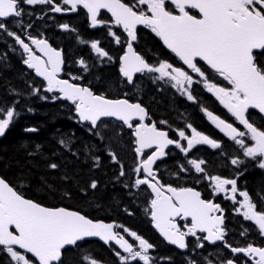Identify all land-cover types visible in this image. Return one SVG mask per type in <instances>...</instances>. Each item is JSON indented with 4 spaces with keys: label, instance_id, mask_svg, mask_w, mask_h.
I'll list each match as a JSON object with an SVG mask.
<instances>
[{
    "label": "snow or ice",
    "instance_id": "obj_1",
    "mask_svg": "<svg viewBox=\"0 0 264 264\" xmlns=\"http://www.w3.org/2000/svg\"><path fill=\"white\" fill-rule=\"evenodd\" d=\"M23 5H51V10L56 13L75 12L83 8L90 17L92 28L108 26L107 21L98 19L101 10H107L114 26L122 28L127 34L126 51L119 57V72L126 81L133 83L137 73H158V79L173 82L172 86L182 90V94L186 93L190 101L195 100L190 91L192 85L202 82L244 130L204 109L208 119L243 149L245 157L256 161L257 166L264 169V130L250 122L252 114L249 112L252 109L264 114V0H134L131 4L124 0H62V5L68 8L56 4L55 0H0V31L13 37L23 49L26 54L23 63L46 81L45 92L62 94L54 98L75 105L79 120L90 124L92 129H97L103 118H114L132 130L135 152L142 158L134 168L137 176L142 175V178L135 179L134 186H147L154 194L149 214L163 238L180 249H186V237L200 240L197 233H206L204 240L212 244L223 242L233 254L243 253L253 264H264V247L251 244L232 247L227 244L224 217L217 214L223 211L219 204L202 199L201 193L193 188L165 186L154 171L153 165L166 155L165 149L170 145L187 155L196 145H210L218 149L221 144L189 124L190 136L185 131L178 133L179 138L187 142L185 147L178 140L169 138L166 131L158 129L155 122L145 123L149 118L148 112L140 103L109 99L94 93L89 87L60 78L64 65L61 51L45 39L28 37L31 45L35 46L34 50L20 35L9 30V18L16 20L22 17L25 13ZM139 25L151 29L183 65L200 79H194L189 71L167 61L159 62L158 65L148 63L136 52L132 43L137 40ZM62 27L69 29L67 24ZM109 33L116 44H121L120 36L112 32L111 28ZM80 42L88 43L84 40ZM91 48L99 57H107L109 61L113 59L99 46L98 41L92 42ZM200 62L206 68H202ZM79 63L87 68L83 60ZM209 71L226 81L230 87L211 82ZM78 79L82 77H72V80ZM34 91L39 94L40 89ZM16 115L14 107L0 106V137L5 136ZM261 118L264 119V116ZM133 121L138 123L134 124ZM28 131L35 132L36 129ZM152 148L155 151L145 157V149ZM110 155L113 162L119 164L115 153ZM188 162L197 173L205 172L202 167L205 161L191 159ZM231 163L237 165L241 161L233 159ZM50 167L55 169L58 166L53 163ZM120 169V175H125L122 164ZM181 170L187 171L184 168ZM205 178L210 181L213 193L222 194L225 199L238 204L239 209H243V218L254 222L258 232L264 235V210H258L247 191L238 189L236 179L219 175ZM90 188L96 189L97 183L93 181ZM237 196L242 197V200H238ZM177 218L190 221V226L188 223L183 225L187 231L182 230ZM117 227L138 241L139 250L115 230ZM92 237L99 238L105 244L114 243L123 253H127H114L122 264H136L138 261L150 264L148 253L154 246L137 233L123 225L94 221L64 207L42 206L25 198L0 177V253L10 258L9 264H66L67 251L70 248H82V242ZM198 247L203 248L204 244L200 243ZM81 262L105 264L90 255L81 257ZM226 264H233V261L229 259Z\"/></svg>",
    "mask_w": 264,
    "mask_h": 264
},
{
    "label": "flooded vegetation",
    "instance_id": "obj_2",
    "mask_svg": "<svg viewBox=\"0 0 264 264\" xmlns=\"http://www.w3.org/2000/svg\"><path fill=\"white\" fill-rule=\"evenodd\" d=\"M124 2L131 4L134 2V0H124ZM55 3L61 5L64 8L69 7L67 5H62V0H55ZM23 7L25 8V13L22 15V17L16 18V20L9 18L11 20V22L8 24L9 30L15 32L17 35H20L21 38L24 39L26 43H29L34 50L35 46L31 45V41L28 39V37L45 39L47 41L53 37L52 42L55 46L61 44L64 48V51H62L64 65L60 74V78L68 79L70 82L79 84L80 86L89 87L94 93L98 95H104L109 99L127 98L133 103L138 102L147 110L148 114L152 113L155 115V120H157L156 117H159L161 120L168 121H181L191 118L200 119L201 121L205 122L201 115H203L205 112L204 109L208 110L212 107V105L210 103L209 96L201 92V89L205 88L202 82L193 84L190 89L193 96L195 97L194 101L187 99L185 101V105H181L180 103L176 102L177 109L175 111L176 113H179V116L175 117L169 116L171 114L168 113H158L153 107V101L151 100V97L157 96V99L160 100H164L162 97H166L159 93L157 89H153L151 87L153 80L157 81L159 87L162 85L163 80L157 78L159 75L158 73H138L134 76L133 83L129 84L119 72L120 80L127 85L125 89L118 88L119 77L118 82L117 84L115 83V85H108L106 82L103 83L105 77L102 75L112 71L114 67H118L119 69V57L122 56L126 48V33H124L120 27L114 26L111 19H108L103 16V14H101L100 19L107 21L108 26H98L96 28H92L90 26V17L87 14V11L83 8H79L75 12L62 11L61 13H56L51 10V5H23ZM65 24L69 26L68 30H65L62 27V25ZM103 27L106 29L111 28L112 32H115L120 36L121 44H119V46H117V44L114 42L113 36H110V40H107L101 36L99 29ZM151 38H154L159 46H152L153 44L151 42ZM81 40L87 41L88 43H81ZM97 41L99 42V46L113 57L111 61H109L107 57H99L91 48V43ZM68 44H75L77 50L71 51V47H66ZM134 46L136 52L141 55L148 63L152 65H158L159 62L167 61L172 63L175 67H181L184 70L189 71V73L193 75L194 79H200L196 76V74L191 73L190 70L187 69V66L183 65L182 61L177 59L175 56H171V54H169L163 48L159 37H157L155 33L151 31V29H144L141 32H137V40ZM37 55H40V53L37 52ZM24 59H26V54L23 52V49L15 41V39L8 36L5 32L0 31V86L5 85L6 78L14 70H16L17 65H19L21 68V73L24 77H19L17 84L22 82L25 85L23 89L29 90V94H25L23 93L22 88V93H19L18 89H16L17 91L12 89L8 94H3L2 97H8L7 99L9 100L20 101L25 104L28 103L29 100L33 99V96L39 102H57L60 104L59 109L66 116H68V122L76 126L80 136L81 134H85V129L91 130L90 124L81 122L73 106L68 105L70 101L63 99L57 100L54 98L56 96H61L62 94L47 93L44 91V88L46 87V81L36 76L35 71L33 69H29L26 64L23 63ZM81 60L87 64L86 69L79 63ZM200 64L202 68H206V65H203L202 62H200ZM73 76L82 77V79L72 80ZM209 76L211 82L217 83L220 86L230 87L226 81H223L222 78L216 76V74L211 73L210 71ZM35 89H40L39 94L35 93ZM172 99L176 101L174 98ZM250 122H253L254 126L258 127L259 129L264 130V119H262L258 114H252ZM191 123L196 126V129L200 132L206 135L210 133L208 129L199 128L192 121ZM229 123H233L234 126H237L240 128V130H244L234 118ZM70 130L72 129L70 128ZM6 139L7 133L5 134L3 141ZM246 142L249 144L251 143L250 141ZM230 179L237 180L238 189L246 188L250 194V197L253 199V202L257 204L258 210H263L262 205L264 202L259 191L252 188L250 185L253 180L250 177L249 171H246L243 168L239 176H233L230 177ZM237 199L242 200V197H237ZM211 201L213 203L219 204L221 209H223L222 213L217 214L223 215L224 217V229L226 233L225 241L227 243H233L229 238V232L233 226L232 209H235V206L232 208V206L229 204V199H225L222 194H215V199ZM236 205L238 206L239 214L242 216L241 213L243 209H239V205ZM244 222L247 226L254 225V222L252 221H247L244 219ZM185 223H188L190 226V221L179 222L183 230H186V228L183 227ZM199 236L202 237L201 234H199ZM242 242L244 245L251 244L253 246H257L259 239L256 241L244 238Z\"/></svg>",
    "mask_w": 264,
    "mask_h": 264
},
{
    "label": "trees",
    "instance_id": "obj_3",
    "mask_svg": "<svg viewBox=\"0 0 264 264\" xmlns=\"http://www.w3.org/2000/svg\"><path fill=\"white\" fill-rule=\"evenodd\" d=\"M151 42L152 46H159L154 38H151ZM20 69L17 65V69L6 78L5 85L0 86V106L8 107L11 104L9 100L6 101L8 97H2L3 94H8L12 89H18V92L22 93L21 88L23 89L25 85L22 82L17 84L19 77H24ZM102 76L105 77L103 83L106 82L108 85H115L118 82L115 68ZM162 98L164 100L157 99V96L151 97L155 111L168 113L173 117L179 116L175 111L176 102L170 97ZM5 101L6 103H2ZM57 104H39L33 107V102L29 103L30 110L23 112L27 116L22 119L21 125L10 127L14 131H9L7 139L0 141V175L14 187L23 188V195L26 198L45 207L56 208L67 205L79 208V211L87 215L94 212L100 216L115 217L119 220L121 216L128 221L132 220L127 216V211L134 215L132 205L127 202L123 190L115 187L114 180L119 171L118 167L110 164V159L104 155L103 150L106 145L97 146L95 133L87 135V138L80 136L76 126L68 122V116ZM30 127L35 128L36 131L23 135L25 128ZM73 134L78 138L79 147L75 151H69L70 158L63 162L62 157L66 153L62 147L64 142L61 143L56 138H64L68 141L72 139ZM108 145L117 147L120 157L129 156L124 140L116 131L109 135ZM96 154L102 157L101 168L92 163V157ZM53 163L58 167L51 168L50 165ZM225 164L227 161L220 160L214 168L218 169ZM251 178L253 179L250 183L251 187L264 194V177L256 171L251 173ZM93 181L97 183L96 189L90 188ZM127 207L128 210H124ZM139 225L134 227L135 232L139 234H143L142 229L146 234L152 231V227L146 225L144 221H140ZM145 237L149 243L155 244L152 235ZM95 248L96 251H107L102 245ZM154 249L157 250L156 253L152 252ZM153 250L150 253V264H180L179 260L186 257L176 256L171 248L161 243L153 247ZM71 262L76 263V260L71 259ZM0 264H2L1 260ZM5 264H9V260ZM138 264L143 262L138 261Z\"/></svg>",
    "mask_w": 264,
    "mask_h": 264
},
{
    "label": "rangeland",
    "instance_id": "obj_4",
    "mask_svg": "<svg viewBox=\"0 0 264 264\" xmlns=\"http://www.w3.org/2000/svg\"><path fill=\"white\" fill-rule=\"evenodd\" d=\"M176 102V101H175ZM2 106H4V105H2ZM6 107V106H5ZM32 116H33V114H32ZM62 130H63V128H62ZM11 131H14V130H12V129H10V132ZM61 133H63V132H61ZM57 140H59V142H64V144L66 145V147L64 148L65 149V151H66V153L63 155V157H62V161L63 162H66L67 160H68V157H69V155H68V152L69 151H75V150H77L78 149V138H76V135H74L73 134V137H72V139H70V140H65L64 138H56ZM70 158V157H69ZM77 159V158H76ZM34 201V200H33ZM35 202V201H34ZM251 231H252V229H251ZM262 239H263V237H262ZM263 241V240H262ZM89 243H90V247H88V249L87 250H85L84 251V256H86V255H90V256H94V257H96V258H98V255H97V251H96V248L95 247H99V245H102V246H104L105 247V245H103V242H101V241H99V240H92V239H90L89 240ZM99 261H102V260H99ZM75 264H82V262H81V258L79 259V261L77 262V263H75ZM105 264H108V263H105Z\"/></svg>",
    "mask_w": 264,
    "mask_h": 264
},
{
    "label": "water",
    "instance_id": "obj_5",
    "mask_svg": "<svg viewBox=\"0 0 264 264\" xmlns=\"http://www.w3.org/2000/svg\"><path fill=\"white\" fill-rule=\"evenodd\" d=\"M140 26V25H139ZM170 244V243H169ZM172 245V244H171ZM173 246H175V245H173Z\"/></svg>",
    "mask_w": 264,
    "mask_h": 264
}]
</instances>
